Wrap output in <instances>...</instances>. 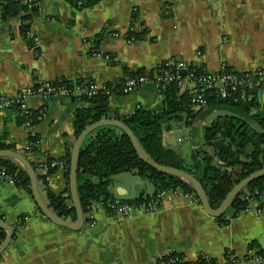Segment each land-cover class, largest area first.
<instances>
[{
	"label": "crops",
	"instance_id": "crops-1",
	"mask_svg": "<svg viewBox=\"0 0 264 264\" xmlns=\"http://www.w3.org/2000/svg\"><path fill=\"white\" fill-rule=\"evenodd\" d=\"M24 24L29 26L26 38L20 33ZM143 30L145 37L127 39L129 32ZM89 43L97 44L101 57L92 55ZM168 58L206 72H217L222 64L237 73L264 67V0H101L85 9H76L67 0H39L36 12L0 23V96L61 79L119 82L128 72L154 69ZM256 97L264 105V84L257 88ZM163 103L164 96L150 86L108 98L110 111L120 116L139 108L158 110ZM28 107L31 112L44 111L41 121L30 128L21 125L17 111L0 112V143L20 147L32 136L37 145L32 147L30 162L63 160L65 145L73 147L76 141L74 112L90 105L68 98L34 97ZM192 112L191 126L185 124L189 118L184 114L162 126L163 146L178 151L187 162L202 146L204 127L227 113L220 107L199 111L193 106ZM44 172L39 170L41 175ZM45 185L53 193L64 191L61 167L47 177ZM153 193V185L135 173L117 175L110 187L115 200ZM0 217L18 229L0 254V264H149L168 252L223 263L227 253L244 256L252 242L264 252V208L259 213L244 212L221 227L200 203L173 195L162 200L155 214L135 212L119 221L93 206L85 215L89 222L69 230L47 220L32 196L4 178Z\"/></svg>",
	"mask_w": 264,
	"mask_h": 264
},
{
	"label": "trees",
	"instance_id": "trees-1",
	"mask_svg": "<svg viewBox=\"0 0 264 264\" xmlns=\"http://www.w3.org/2000/svg\"><path fill=\"white\" fill-rule=\"evenodd\" d=\"M1 1L0 23L9 18L17 17L20 13L36 12L38 7L37 3L35 6L33 0L29 3H23V0ZM67 1L76 9H85L101 0H83L80 7L77 6L78 0ZM28 29V25L21 26L22 37L26 38ZM143 37H145L144 30L139 34L129 32L127 35L129 41H136ZM94 44L96 47L97 44ZM161 64L151 70L141 69L136 72H128L121 81L114 85H106L108 87L113 86L114 95H123L121 87L126 79L136 78L145 73L154 76L160 68H163ZM189 67L195 75L203 72L201 68L192 65ZM79 82L61 79L52 82V85L67 89ZM39 85L37 84L35 87ZM256 90L257 88L250 91L246 99L239 98L236 93L221 99L215 92H207L208 108L220 107L225 109L227 113L217 117L204 127L202 146L191 153L188 162L182 158L178 151L165 148L162 144V126L166 121L176 120L179 114H184L189 118L185 124L187 126L192 125L190 119L193 115L191 96L188 92L180 93L175 83L168 85L160 92L164 96L161 109L144 110L139 108L129 116H120L117 112H111L108 106L110 96L102 92H98L91 98L71 96L68 99L86 102L90 105L88 108L77 109L74 112L73 127L76 139L89 125L101 120L122 122L132 132L142 150L152 161L162 166L184 171L196 179L204 190L210 208L215 210L235 185L251 174L264 169V105L261 106L258 103ZM18 113L22 122L23 117L20 112ZM43 115V110L30 112L32 126L38 123V118L43 117ZM26 143L35 147L34 144L37 145V139L29 136ZM32 147L31 151H33ZM72 148V145L66 144L63 160H57L64 164L62 171L66 182L65 189L61 193H53L45 185L47 177L57 169L56 167H49L50 162L54 161L53 159L46 161L48 168L43 170V164L36 165L30 162L19 147L0 143V150L16 152L24 156L30 163L36 174L39 191L46 207L59 218L75 222L77 217L69 190V166ZM39 170L45 171L44 174H39ZM123 173H135L140 178L147 180L153 185L154 193L151 196H139L134 200H118L121 203L140 205L157 193L166 190H181L192 195L198 201L192 189L182 180L157 172L141 161L125 133L113 126H101L86 137L78 157L77 192L84 218L95 205H102L107 210L106 212H109V205L115 202V199L110 195V187L113 186L115 177ZM5 177L15 186L24 189L29 196H32L25 170L12 159L0 158V180ZM253 202L259 203L257 209L264 208V176L249 183L233 199L225 213L216 218L218 225L221 227L228 225L230 220L247 212L252 207ZM0 219L2 218L0 217ZM23 219L24 217H21L18 226L22 225ZM84 220L86 222L87 219ZM87 222L89 221L87 220ZM17 230V226L14 225V237ZM5 237V231L0 229V244ZM248 248H255L260 255L264 256V252L257 248L253 242L248 245ZM227 255L228 253L225 254V256ZM201 262L200 257L197 262L184 264H202Z\"/></svg>",
	"mask_w": 264,
	"mask_h": 264
},
{
	"label": "built area",
	"instance_id": "built-area-1",
	"mask_svg": "<svg viewBox=\"0 0 264 264\" xmlns=\"http://www.w3.org/2000/svg\"><path fill=\"white\" fill-rule=\"evenodd\" d=\"M1 2L2 1H0V3ZM29 2H32V0H23V3ZM33 2H35L36 6L39 3V0H33ZM82 3L83 0H78L77 6L80 7ZM84 42L86 43L87 41L84 40ZM89 45L92 49V55L101 57V54L96 50L95 44L89 43ZM104 58L106 60L110 59L108 56H105ZM161 65L163 68H160L154 76H149V74L145 73L136 78L126 79L121 87L122 94L128 95L144 86H150L155 91L161 92L168 85L175 83L180 93L188 92V94H190L193 107H196L198 110H206L208 108L206 97L208 91L215 92V94L221 99H225L229 94L233 93H236L241 99H246L248 98L250 91L264 84V67L245 73H237L230 70L226 64H222L217 72H206L202 70L203 72L195 75L190 71V65L182 60L167 59ZM115 83L117 82L110 83V85H114ZM98 92H102L107 96H112L115 91L113 90V86L108 87L106 84H98L94 81H80L78 84L67 89L60 86H53L52 82H45L39 86L16 92L12 96H0V112L5 110H15L20 112V115L23 117L21 125L24 128H30L32 122L30 120L31 111L28 107L29 99L34 97L41 99L69 98L71 96L76 98L81 96L91 98ZM41 119L42 117L38 118L39 121ZM31 147L32 145L28 143L22 147L23 154L28 158L32 153ZM63 166V162L57 160L51 161L49 164V167L51 168H62ZM42 168H44L43 170L48 168L46 162L43 163ZM168 195L187 199L193 197L181 190H166L157 193L147 202L140 205L121 203L118 200H115L114 203L109 205L110 210L108 214L114 217L117 221L128 218L135 212L145 215L155 214L160 210L162 200ZM254 204L258 206L259 203L253 202V208L250 207L248 211L259 213V209H257ZM95 206L106 210L102 205ZM94 225L95 223L90 221L89 226L93 227ZM201 259L202 264H264V256L260 255L255 248L249 249L242 257L228 254L225 256L223 263L214 260L212 261L206 257H201ZM197 260L198 258L196 260H189L181 254L168 252L153 258L149 264H184L187 262H197Z\"/></svg>",
	"mask_w": 264,
	"mask_h": 264
},
{
	"label": "water",
	"instance_id": "water-1",
	"mask_svg": "<svg viewBox=\"0 0 264 264\" xmlns=\"http://www.w3.org/2000/svg\"><path fill=\"white\" fill-rule=\"evenodd\" d=\"M101 126H113L117 128L118 130L125 133L129 140L131 141V144L138 156V158L143 161L146 165L151 167L157 172L167 174L169 176H173L175 178H178L182 180L184 183H186L194 192L196 195L200 205L202 206L204 212L213 218H218L222 216L225 211L229 208L231 202L233 199L252 181L263 177L264 176V169L259 170L244 180L240 181L237 185L233 187V189L227 194L225 199L222 201L220 206L212 210L209 206L208 200L206 198V195L204 193V190L200 183L194 179L191 175L187 174L184 171L177 170L171 167H166L159 165L152 161L142 150L140 145L138 144L136 138L132 134V132L120 121L116 120H101L99 122H96L94 124L89 125L76 139L74 146L72 148V153L70 157V166H69V190H70V196L72 201V206L75 210L77 221L76 224H71L68 221L59 218L54 213H52L45 205L44 201L42 200V197L40 195L38 182L36 178V174L34 170L32 169L30 163L26 160V158L16 152L10 151V150H0V158H9L14 161H16L27 173L29 183H30V191L32 198L34 200V203L36 204L37 208L41 211L42 215L55 224L56 226H60L62 228H66L69 230H79L83 224H84V217L82 213V209L79 203L78 199V192H77V163H78V157L80 153L81 146L86 139V137L91 134L93 131H95L97 128ZM193 136L196 137L197 129H192ZM0 229L4 230L6 233V237L4 241L0 244V254L4 252V250L8 247L11 240L14 237V232L11 226L6 224L4 221L0 220Z\"/></svg>",
	"mask_w": 264,
	"mask_h": 264
},
{
	"label": "rangeland",
	"instance_id": "rangeland-1",
	"mask_svg": "<svg viewBox=\"0 0 264 264\" xmlns=\"http://www.w3.org/2000/svg\"><path fill=\"white\" fill-rule=\"evenodd\" d=\"M1 4H2V2L0 3V6H1ZM38 5H39V3H38ZM36 41V40H35ZM168 59H172V58H168ZM186 63V62H185ZM187 64V63H186ZM189 65V64H188ZM202 69V68H201ZM105 85V84H104ZM14 95V94H13ZM5 111H7V110H5ZM1 112H4V111H1ZM184 143L185 142H183L182 143V145H184ZM24 145H26V144H24ZM24 145H22V146H20L19 148L22 150V147L24 146ZM192 199L195 201V202H197L198 203V201L194 198V197H192Z\"/></svg>",
	"mask_w": 264,
	"mask_h": 264
},
{
	"label": "flooded vegetation",
	"instance_id": "flooded-vegetation-1",
	"mask_svg": "<svg viewBox=\"0 0 264 264\" xmlns=\"http://www.w3.org/2000/svg\"><path fill=\"white\" fill-rule=\"evenodd\" d=\"M259 87V86H258Z\"/></svg>",
	"mask_w": 264,
	"mask_h": 264
}]
</instances>
